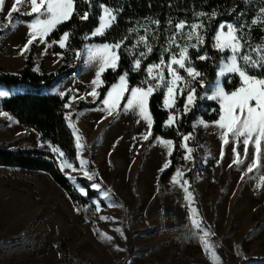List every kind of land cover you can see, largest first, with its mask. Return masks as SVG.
<instances>
[{"label": "rangeland", "instance_id": "obj_1", "mask_svg": "<svg viewBox=\"0 0 264 264\" xmlns=\"http://www.w3.org/2000/svg\"><path fill=\"white\" fill-rule=\"evenodd\" d=\"M14 5L21 12H30L27 0L19 4L5 0L3 11H0L2 49L5 42H27L30 38L27 25L31 21L16 17L21 16L19 12L12 13L16 23L10 29L6 27L7 13ZM2 51L0 68H4L2 63L6 55L5 50ZM225 54L226 57L228 53ZM225 62L226 59H222L220 67ZM225 80L218 76L208 94L212 93L217 82L224 83ZM0 90L9 91L10 97L24 92L2 87ZM6 99L0 98V148L49 152L52 147L50 143L42 141L36 132L20 125L11 115L8 114L11 119L3 115L5 112L1 104ZM77 103V99L70 102L69 114ZM123 113L116 115L114 122H107L102 134L113 137V140L118 137V148L125 149L129 154L128 159L115 161L112 158L113 163L103 154H97L99 150H104L103 144L98 151L95 146L90 148L86 145L85 151H77L78 165L74 166L78 171L63 170L67 178L69 175L75 177L81 186L83 184L79 179L86 180L90 187L92 183H101L100 191L94 190L97 197L90 200L94 209L88 207L79 211L47 174L0 167V264H125L123 217L126 214L130 218L127 226L140 231L135 237L137 251L131 264H222L218 254V259L213 261L198 235H193V218L200 219L204 226L211 229L207 240L216 252L213 236L220 240L230 264L242 261H246V264H264V186H261L264 155L261 167L244 175L252 160L253 147L249 146V155L245 158L243 145H240L238 151L244 164L237 167L232 163L233 144L222 146L219 130L214 124L206 123L202 118L197 120L194 138L188 144L190 147V144H195L200 153L199 166L195 170V186L205 214L203 220L199 211L195 217L191 213V207L197 208L195 199L189 206L184 199L183 189L172 180L177 170L182 173L178 180H188L194 159H184V165L167 182L162 183L160 176L165 169L159 178L155 177L157 171L153 172V166L158 168L161 165L157 160L160 146L148 149L141 159L139 155L145 142L141 138L143 133L134 130L128 133L127 127L117 129L123 121ZM222 150L224 155L221 158ZM79 158L87 160L88 168L98 174L94 181H88L79 171ZM73 186L83 195L75 184ZM188 186L191 191L190 184ZM105 191L109 193L108 198L103 194ZM97 203L100 205L99 211L96 210ZM102 216L112 219L105 221L101 219ZM116 228L123 230V236L115 231ZM99 233L113 237L112 241L105 242Z\"/></svg>", "mask_w": 264, "mask_h": 264}, {"label": "snow or ice", "instance_id": "obj_2", "mask_svg": "<svg viewBox=\"0 0 264 264\" xmlns=\"http://www.w3.org/2000/svg\"><path fill=\"white\" fill-rule=\"evenodd\" d=\"M5 0H0V11H3ZM30 4V12H21L15 5L7 13V25L9 29L16 23L13 21L12 13L19 12L21 16H34V19L27 25L30 29L29 39L21 52L27 51L28 46L32 45L37 39L44 43L47 37L57 29V27L69 21L73 15H76L81 21H87L90 18L93 8V0H84L89 5L88 10L81 14L77 11V0H27ZM244 0H241L243 3ZM19 4L20 0H16ZM98 7L102 10V15L98 17V26L90 33L91 37L103 36L117 22L118 14L122 9H113L99 3ZM264 16V8L260 10ZM243 15V10H241ZM208 16L211 18L217 17V13L213 10L210 14L199 12L193 18L192 23L184 20H178L175 25L173 35L166 37V45L160 48L159 61L152 62L144 69L145 75L139 86H129V73L125 71L118 77V82L111 85L106 92L105 98L101 101L100 111H105L108 116L113 114L119 115L121 112L132 113L138 117L137 123L143 121L146 124V131L142 134L143 140H149L153 136L154 118L150 110L151 97L157 92H162V104L165 110L168 111V119L165 121V127H177L181 118V113L186 115L193 108L198 106L200 100H210L218 103V119L213 122L214 126L219 130V138L222 141V146L233 144L232 152L234 159L233 164L239 167L244 164L241 159V153L238 151L240 145H243V155L245 158L249 155V146L254 149L251 163L247 166V171L244 175L252 173L254 169L261 167L262 145H264V37L261 41L252 44L247 39L248 32L245 31V25L240 23L239 26L233 22H220L217 26V31L212 37L210 47L217 53L221 54V59H226V62L219 68L218 76L225 78L229 84L232 83V78L236 77L239 81V86L234 90L227 91L222 82H217L212 93L209 95L205 92L204 95H198V87L205 89L209 85L206 83L207 75L201 72L195 66L192 60L190 50H195L197 53L196 60L198 61H213V57L207 50L201 53V48L205 45L207 29L205 23L199 20L200 17ZM156 26V31H153L149 24L145 22L143 25L129 28V32L137 34L141 30L143 35H137L133 44L128 46L127 40H121L115 43H102L98 46L88 48L89 61L97 64L95 77L91 81L92 90L86 93V96L93 97V102L99 100V89L105 86L102 79L103 74L107 70L116 71L119 68L122 50L124 54L134 57L131 62L132 71L139 72L142 62L148 58L153 52V44L149 42V36L158 40L159 36V20L151 22ZM253 25L257 21L251 22ZM171 21H169V26ZM187 29V31H185ZM226 29V31H225ZM183 40V43H178L177 38ZM71 38L69 32L63 33L58 41L59 47L65 49L68 41ZM52 43H57L53 41ZM247 45V47H246ZM142 46L143 50L137 52L136 49ZM175 49V50H174ZM228 53L225 57L223 54ZM77 59H82L81 52L75 51ZM167 56V60L165 59ZM218 63V62H217ZM38 70V69H37ZM181 70L185 75H181ZM165 71L167 75H165ZM63 98L66 93H57ZM10 92L0 90V98H9ZM127 99L125 100V97ZM183 97V108H177V100ZM85 99V97H80ZM76 97H70L75 100ZM123 102V108L121 104ZM70 102L64 107H70ZM213 111H217L213 109ZM8 117V113H3ZM11 119V117H8ZM69 119V127L73 132H77L76 126ZM203 124V121H200ZM196 125H194L195 127ZM207 127V124H204ZM184 141L179 147L183 149L186 155L185 160L193 159V147H190L188 142L193 139V134L179 133ZM76 148L83 152L86 146L82 143V136H75ZM161 143L168 149L169 154L173 150V142L171 140H162ZM51 152L58 159V167L61 171L65 168L71 169L73 172L78 171L73 163L65 159V153L51 147ZM221 158L224 155L221 151ZM89 162L83 158H79V171H82L83 177L88 181H94L98 174L88 168ZM231 167V165H229ZM169 167L168 163L163 165L164 169ZM182 173L177 170L172 178L174 184H179L184 192V199L189 206L194 202L193 192L189 190L188 180H178ZM78 190L85 196L88 191L84 186L78 184L75 177L69 175ZM243 179V176L241 177ZM261 186H264V177H261ZM91 189L100 191L101 183H92ZM105 198H108L109 193L105 191ZM100 205L96 204V210L99 211ZM79 210V209H78ZM191 213L195 217L198 210L191 207ZM102 220L108 221L112 218L102 216ZM191 225L195 230L193 235H198L199 240L203 244L204 250L209 252L213 261L218 259L217 252L213 246L209 244L207 237L211 229L204 226L198 218L191 219ZM116 232L123 236V230L115 229ZM105 242H111L113 237L106 233H99ZM120 250V249H118Z\"/></svg>", "mask_w": 264, "mask_h": 264}, {"label": "trees", "instance_id": "obj_3", "mask_svg": "<svg viewBox=\"0 0 264 264\" xmlns=\"http://www.w3.org/2000/svg\"><path fill=\"white\" fill-rule=\"evenodd\" d=\"M99 3H103L114 10L122 9V11L118 14L116 24L105 35L91 38L90 33L98 26V17L102 15V10L98 7ZM76 7L77 11L82 14L83 11L88 10L89 5L84 0H77ZM262 8H264V0H244L243 3H241V0H93V8L89 20L81 21L76 15H73L69 21L59 25L47 37V42L52 43L53 41L58 42L65 32L71 34L68 45L64 50L57 45L53 46L54 53L64 54V65L56 72L39 74L35 71L33 58L35 45H32L26 65L18 74L0 71V87L7 90L19 89L24 91L4 100L1 108L5 113L15 118L20 125L39 134L42 141L48 142L64 152L65 159L69 162L78 165L75 137L68 126V119H66L67 108L64 107L67 104V98L43 94L44 91L52 89L61 83L65 77L80 70L81 62L80 59L76 58L75 51L82 52L86 45L92 43H115L124 39L127 40V45L130 46L137 35H143V31L141 30L137 34H132L128 31L129 28L136 27L138 24L143 25L147 22L150 28L156 31V26L151 22L153 20L160 21L158 40L149 36V42L153 44V52L142 62L141 70L139 72L132 71L131 62L134 57L124 54L122 50L119 68L116 71L108 70L104 74L103 80L105 86L100 89L99 100L96 103L81 102L77 107V111H81L86 108L96 107L105 98V94L110 89V86L117 83L119 75L125 71L129 73V86H139L144 78L146 66L152 62L159 61L160 48L166 45V37L173 35L175 32L176 22L184 20L192 23L197 13L204 12L210 14L215 10L217 17L210 20L208 16L199 18V20L205 23L207 29L206 42L201 48L200 54H203L207 50L214 58L213 61H198L196 60L197 53L195 50H190L192 60L197 69L207 75L206 83L209 86L205 89L198 87V95H204L205 92L208 93L211 90V87L217 81L220 63L222 62L221 54L215 52L210 47L218 24L226 21L233 22L239 26L240 23H243L245 31L248 32L247 39L252 44H256L264 37V16L260 12ZM241 10H243V15L240 14ZM16 17H20V19L27 22L34 19V16L16 15ZM253 20L257 21L255 25L251 23ZM169 21H171L170 26ZM177 42L183 43V40L178 37ZM142 50L143 47L136 49L137 52ZM223 55L225 56L226 54ZM165 59L167 60V56H165ZM181 74L185 75L182 70ZM223 84L227 91H231L239 86V81L238 78L233 77L231 84L227 80ZM126 99L127 96L125 97ZM162 99V92H157L150 100V110L154 118V126L149 146L157 138L171 140L175 144L170 166L161 175V182L165 183L180 166L184 165V151L179 147L183 143V140L179 133L194 134V125L199 118H202L206 123L216 121L218 119L219 105L207 99L198 101V106L193 108L191 112L186 115L181 113V118L178 122V132L177 127L167 128L164 126L165 121L168 119V111L164 109ZM183 104L184 99L181 97L177 100V108L182 109ZM213 109L217 111H213ZM190 145L194 149L192 153L194 167L187 177L196 205L204 220L205 214L200 195L195 186V170L199 166L200 153L197 151L195 144ZM0 167L47 174L68 195L71 202L77 206L79 211H82L84 208L90 207V209H94L95 207L91 204L90 200L96 198L97 193L91 189L86 180L79 179L88 191V195L84 197L79 194L71 181L59 169L58 159L55 154L39 149L12 151L0 148ZM92 167L94 168V166ZM102 205L104 206L105 204L102 203ZM129 219L127 214L124 215L125 264H131L136 255L135 237L140 233L139 230H133L129 225L127 226ZM213 241L217 247V254L222 264H230L226 250L220 243V240L214 236ZM239 264H246V261H242Z\"/></svg>", "mask_w": 264, "mask_h": 264}, {"label": "crops", "instance_id": "obj_4", "mask_svg": "<svg viewBox=\"0 0 264 264\" xmlns=\"http://www.w3.org/2000/svg\"><path fill=\"white\" fill-rule=\"evenodd\" d=\"M98 37H100V36H98ZM91 38H93V37H91ZM94 38H96V37H94ZM26 44H27V42H5L4 48L3 49L0 48V51H1L0 54L2 52H4L2 50H5V52H6V55H5L3 63H2L4 65V68L1 67L0 70H3L4 72H9L11 74H18L26 65V62H27L29 53L31 51L32 45L36 46L34 58H35V71L37 73H39V74L53 73V72H56L60 67H62L64 65V54L53 52V46L54 45H57L59 47L58 42L55 44H52L49 42H44V43L33 42L32 45L28 46L27 51L21 52V50L25 47ZM98 45H100V44L92 43V44L86 45V47L83 49V51L81 53L82 59H80V62H81L80 70H77L75 73L65 77L61 83H59L57 86H55L52 89L44 91L43 94L49 95V96H59L57 94L58 92H65L66 95L63 98H67V104L69 102H73L74 100L70 101V97L75 96L77 101H78L77 107L81 102L96 103L98 100L93 102V97L86 96V93H88L92 90L91 81L95 77V72H96V68H97V64L95 62L89 61L88 48L90 46L95 47ZM104 74L102 76V79L104 77ZM59 97H61V96H59ZM80 97H85V99H81ZM77 107L74 110H72V112L70 114L68 113V110H70V109H69V107L67 108V117L70 118L71 122L75 124L76 129H77V132H73V129L71 128V130L74 134V137L77 134H79L80 136H82V143L85 146L88 145L90 148H93V146H95L96 147L95 150H97V151L99 149H101L100 147L103 144L104 150H99L97 154H100V153L103 154V156L106 157L107 160L109 159V161H111L113 163H114L113 160L117 161V159H120V158L128 159L129 154L125 151V149L118 148V145H117V140L119 139L118 137H117L118 139L116 138L115 140H113V137H111V136L105 137V135H103L104 134L103 131L107 128V125H108L107 122H109V121L114 122L116 114L108 116L105 111L98 110L101 107V102H99L97 104V106L94 108H86V109H83L81 111H77ZM124 113H123V115H124ZM68 123H69V119H68ZM167 128H172V127H167ZM133 130H134V132L138 131V133H140V132L144 133L146 131V124L143 121H141L139 130H137L136 128H134L132 126H129L127 132L131 133V132H133ZM162 140H165V139L157 138L154 141V143L149 147H148V144H149L150 138H149V140H144L145 142L142 145V148L140 151L141 154L139 155V157L141 159H143L146 152L148 151V149H150V148L153 149L155 145L160 146L161 150L158 152V154L160 155L161 165H159L158 168L156 166L155 167L153 166V172L157 171L155 174V177H157V178H159L160 174L162 173V170H164L163 165L165 163L169 164V158H170V163H171V157H172L174 149H175V144L173 143L174 148H173L171 154H169L168 149L161 143ZM52 147H54V146H52ZM144 150H145V152L143 153ZM48 151H49V153H52L51 150H48ZM77 151H78V149H77ZM162 153L164 154L163 158H162ZM112 158H113V160H112ZM155 159H156V157H155ZM155 159H154V161H155ZM169 166H170V164H169ZM159 169L161 171H158ZM160 181H161V176H160ZM197 209H198V207H197ZM212 241H213V239H212ZM213 243H214V241H213ZM214 245H215V243H214Z\"/></svg>", "mask_w": 264, "mask_h": 264}, {"label": "bare ground", "instance_id": "obj_5", "mask_svg": "<svg viewBox=\"0 0 264 264\" xmlns=\"http://www.w3.org/2000/svg\"><path fill=\"white\" fill-rule=\"evenodd\" d=\"M14 2H16V0H13ZM22 1V0H20ZM138 117L132 113H125L124 117H123V121L121 122L120 127L118 128V130H121V128H128L129 126H132L134 128H136L137 130L140 129V123H137ZM158 162L160 160V156H158L157 158ZM157 164V163H156Z\"/></svg>", "mask_w": 264, "mask_h": 264}, {"label": "built area", "instance_id": "obj_6", "mask_svg": "<svg viewBox=\"0 0 264 264\" xmlns=\"http://www.w3.org/2000/svg\"><path fill=\"white\" fill-rule=\"evenodd\" d=\"M115 24H116V23H115ZM115 24H114V25H115Z\"/></svg>", "mask_w": 264, "mask_h": 264}]
</instances>
